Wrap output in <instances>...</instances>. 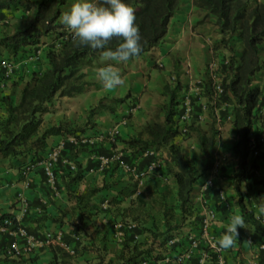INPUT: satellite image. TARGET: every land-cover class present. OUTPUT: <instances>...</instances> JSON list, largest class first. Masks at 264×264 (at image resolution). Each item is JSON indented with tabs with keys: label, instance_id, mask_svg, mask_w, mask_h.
<instances>
[{
	"label": "trees",
	"instance_id": "16d2710c",
	"mask_svg": "<svg viewBox=\"0 0 264 264\" xmlns=\"http://www.w3.org/2000/svg\"><path fill=\"white\" fill-rule=\"evenodd\" d=\"M181 2L182 0H127L135 10L134 23L139 28L142 46L139 55L160 43L167 32L170 18ZM71 3L72 0H0V16L9 13H14L15 16L10 29L0 33V58L5 57L15 63L24 62L39 48L42 38L47 37L42 53L30 61L34 65L30 69L26 68V64L21 66L22 74L11 79L7 93L4 92V87L10 80H2L0 75V104L4 111V116L0 117V161L7 160L10 166L19 168V173L26 166L39 167L42 172L39 163L47 151V137L65 134L66 137L72 136L75 141L64 140L60 160L56 164V168L61 171L57 181L64 179L68 198L80 207L85 206L92 195L105 187H93L85 193H80L75 188L84 178L86 170L99 167L96 156L103 153H97L98 149L92 148L93 144L80 141L83 136H78L76 130L62 123L41 127L42 116L52 111L54 98L72 96L89 84L84 68L92 66L103 51L78 44L71 31H67L66 26L60 22ZM193 4L205 18L213 17L218 37L211 44L212 54L219 50L225 51V55L217 57L223 74V92L212 99L211 81L204 79L205 92L202 95L207 98L208 118L205 122L197 121V114L201 113V102H198V96H194L193 116L187 131L182 133L175 125V120L180 112L183 84L176 77L162 85L161 92L165 100L155 110L151 120L144 123L134 135L127 138L118 135L112 137L123 143L124 154L122 152L121 159L128 166L137 163L139 170L165 151L164 164L153 173L164 178L171 176L176 188L177 212L168 204L163 191L137 190V181L130 186H121L117 190L120 198L116 196L110 199L117 203L130 197L128 206L117 208L119 221L123 224L133 223L130 227L122 228L124 242L117 255L121 264H138L141 260L145 264H159L164 261L165 256L170 258L166 263L172 264L171 259L189 249L190 231L200 239L201 216L193 207L192 194L214 166L212 158L220 134L217 123L222 121L221 117L224 120L228 113L232 115L230 123L236 135L231 146L236 164L228 173L219 168V176L234 191V197L233 202H230L226 195L227 205L216 202L212 204L213 209L218 218L225 220L228 218L227 212L234 205L237 214L244 219V225L237 226L236 239L230 247L236 246L235 256L243 248L246 236L250 240H246L247 242L260 247L264 245V211L261 210L264 208V168L261 170L259 163L260 159H264V147L262 152L252 155L250 143L255 138L260 145L261 138H264V111L260 112L261 106H264V86L252 83L254 76L264 71V0H193ZM119 42V37H112L105 47L115 48ZM19 79L22 85L14 98L11 87L17 85ZM128 96L126 93L110 102L106 98H100L88 112L94 113L96 109L113 112L115 105L123 103ZM224 104H229L230 108L222 115L221 106ZM133 105L135 106L134 102L131 107ZM187 137L194 138L204 159L195 160L184 150L179 140ZM89 147L91 152L94 150L93 156L91 161L88 160L82 166L77 157L90 150ZM126 150H129L128 154L125 153ZM64 158L73 161L74 170H69V166L62 162ZM44 186L47 185L44 183ZM155 215L159 217L161 229ZM3 218L10 219L9 229H16L21 225L11 213L0 214V221ZM184 222L188 223L189 232L181 231ZM242 229L247 230L248 234H243ZM210 230L214 232L213 227ZM144 232H149L153 237L152 242L146 246L144 242L137 240V236ZM171 239H174L172 243H168ZM74 246L75 249H82L79 237L75 239ZM154 247L159 248V251H154ZM230 248L221 249L229 251ZM50 249L53 256L49 264H72L73 255L64 247L52 244ZM209 249L206 243L204 245L199 240L190 255L178 263L183 264L185 260V264H198L200 255L195 253ZM260 249L264 258V246ZM209 254L211 264H216L217 253ZM238 263L244 264L242 261Z\"/></svg>",
	"mask_w": 264,
	"mask_h": 264
},
{
	"label": "crops",
	"instance_id": "0c3cea01",
	"mask_svg": "<svg viewBox=\"0 0 264 264\" xmlns=\"http://www.w3.org/2000/svg\"><path fill=\"white\" fill-rule=\"evenodd\" d=\"M217 37L218 33L213 23V17L205 18L204 14L200 13L194 6L193 0H182L169 20L165 36L157 46L139 56L129 58L127 61H106L100 55L95 59L92 66L84 68L86 80L89 84L83 90L74 93L72 96L54 98L51 107L52 111L44 113L42 116L41 127L44 128L62 123L68 128H74L86 120L87 111L89 108L95 106L100 98H106L110 102L113 98L123 97L125 93H128L129 96L125 101L118 104L120 107L124 106L123 110H125L127 106L131 108L134 102L136 104V111L134 110L132 115L127 117V119L125 118V114H122L120 118H117L118 124L115 126H117L116 130L119 132L118 135L122 138L136 134L144 123L153 118L155 110L160 106L159 102L165 100V96L161 92L162 85L170 81L169 77L172 73L176 72L179 74V80L183 84L182 92H187L189 84L195 78L201 77L204 79L206 76V63L210 58L216 56L221 58L222 55H225L224 50H219L212 54L211 44ZM45 39L43 37L41 40L42 43L39 45L40 54L45 48L46 43L43 42ZM105 63L112 64L118 70L124 81L122 84L112 89L103 87L96 72L98 67L103 66ZM17 64L24 65L27 63L20 62ZM263 72H259L254 76L253 84L264 86ZM11 79L13 80V77ZM21 85L22 81H19L16 89L15 87H11L12 92H14V98H16ZM9 88L10 86L7 85V89ZM197 96L199 97L198 101L206 105L207 98L205 96L201 97V94H196ZM159 97L164 100L158 101ZM2 108L3 106L0 104V117L4 116ZM229 108V104L222 105V115ZM107 112L104 109H96V113L91 118L96 123L94 128L96 130L86 129L76 132L80 136L85 137L88 145L93 144L94 146L92 145V148L97 147V153L110 154L114 151H120V145L122 143L119 140L112 139L114 136H104L103 134V131L107 130L103 128L101 123H104V120H106ZM115 112L116 110L111 113ZM111 117L113 116L111 115ZM221 119L224 122L222 117ZM226 124L230 126V129H233L230 122L221 123L219 121L217 123L220 134L216 143V153H219L222 157L227 156L225 161L226 159L230 161L229 165L231 168L223 166L222 171L228 173L236 164V158L231 154V148L228 150L229 152H227V149L232 146L236 138L233 139L230 145H227L223 131L226 128ZM68 137L70 136L66 137V134L50 135L46 139V148L48 149L60 140H68ZM93 153L94 150L92 152L91 149L86 150L77 159H79L82 166H85L87 161L93 156ZM160 154L162 157H165V151H162ZM214 156H217V154ZM259 161H261L259 163L262 170L264 168V159H260ZM137 167L138 164L136 163L135 165L133 164V168L131 169L91 168L86 170L84 178L75 185L78 192L85 193L93 187H102L104 185L105 187L92 195L85 206L79 207L74 200L68 198L64 179L62 180L61 178L53 189L44 186V178L39 167L32 166L26 176H24L19 173V168L17 167H12L9 164L0 166V214H13L21 225L26 226V229L38 238H43L46 232H59L61 239L55 241L53 244L62 246L60 244L61 242L68 246V248H74L73 250L75 252L72 256V264H121V260L118 259L117 255L124 242V236L123 234H118L113 224L120 219L117 208L128 206L130 197H125L117 203L112 202L110 199L117 196L118 188L123 185L130 186V184L137 181V190L157 189L164 192L162 188L164 187L165 181H167L171 184V195L174 197V201L176 198V188L171 176L169 178H163L158 174L151 173L145 176L148 179L143 182L146 179L145 177L138 179L135 176L134 170H139ZM124 173L128 174L130 178L127 182L121 183L118 175L122 176ZM220 174L219 171L215 187L209 188L208 190L220 187L225 190L230 202H233L234 191L228 187L225 179L219 176ZM24 179H28L29 182L26 188L23 187ZM155 184L163 185L155 186ZM106 185L109 186L106 187ZM20 190L23 191L28 200V209L24 213L20 211L21 203L17 198V192ZM208 190L200 194L198 187H196L192 194L193 207L197 209L200 216L205 208L213 209L212 204L218 202V190L216 192H210ZM117 198L120 197L117 196ZM230 209L234 211V214L238 213L234 205ZM217 216L216 219L218 222L214 220L215 222L211 226L214 232L209 230V235L215 242L221 233L225 231V225L231 217V214L227 212L228 218L225 220ZM186 232H189V230ZM190 235L194 236V233L190 231ZM78 237L80 245L82 246L81 250L75 249L76 247L74 246L75 239ZM12 238L13 236L8 233L1 235L0 264H13V259L2 253ZM152 239L153 237L149 232H144L137 236V240L144 242V246L149 245ZM199 240L204 245L207 243V240L201 237ZM246 240H249L248 236H246L245 241L242 243L243 248L240 250L238 256H235L236 246L230 248L229 251H223L226 264H239L238 262L240 261L244 264H264V258L260 249L262 246L260 247L255 243L249 246ZM154 251H159V248L154 247ZM204 252L209 254L212 251L211 248L202 253L197 251L195 255L201 256ZM52 256L53 252L50 246L36 248L27 263L29 264L30 261L33 264H49ZM166 262L168 261L164 260L159 262V264H168ZM171 263L179 264L175 259H171ZM185 263L186 261L184 260L183 264ZM203 264H211L210 254L209 258L206 257Z\"/></svg>",
	"mask_w": 264,
	"mask_h": 264
},
{
	"label": "built area",
	"instance_id": "2783aa9c",
	"mask_svg": "<svg viewBox=\"0 0 264 264\" xmlns=\"http://www.w3.org/2000/svg\"><path fill=\"white\" fill-rule=\"evenodd\" d=\"M10 23V18L8 15L0 16V25H7ZM67 31H71L66 27ZM40 49H36L32 55L27 57L24 62L31 61L36 59L40 55ZM17 67L16 63L13 62L10 59H7L5 57L0 58V75L2 76V80H9L12 77V74ZM206 72L208 75V81H211V98L214 99L216 97H219L221 93L223 92V86H222V79L223 74L220 72V66L219 61L217 58L212 57L210 60L206 63ZM264 74V72H263ZM175 75H170L171 80H175ZM170 80V81H171ZM204 79L201 77L195 78L190 84L187 92H184L182 94L181 102H180V112L176 116L175 125L177 128L182 132L185 133L187 131V126L190 124L191 117L193 116V102H192V96H196V94H201V97L203 96L205 92V86L203 84ZM136 105L130 108V111L135 110ZM206 110V105L201 102V113L198 112L197 114V121L202 122L204 120V112ZM264 111V106H261L260 112L262 113ZM232 115L226 114L225 120L228 122L231 121ZM109 135L113 136L115 133H117L116 129H112V131L108 132ZM70 141H75V139L70 136L68 137ZM80 141L85 142V137H81ZM251 154L255 155L257 153H260V149L262 146H264V138H261V144L259 145L257 140L255 138L251 139ZM64 147V140H60L50 146L46 154L44 155L43 159L40 161V166L42 167L43 172V178L44 183L50 187L55 188L57 185V180L59 178L60 174V168H56L57 162L60 160V154ZM152 152V151H150ZM122 153L120 151H114L110 154H100L96 156V160L99 162V168L103 169L104 167H108L109 165L113 164L114 162L118 163L120 166L126 169H131L130 166H128L127 163H125L121 159ZM62 162L66 163L69 166V170H74L75 164L71 160L63 159ZM163 163V160L161 158H155L151 160L143 169L141 170H134L135 176L138 179L144 178L146 175L153 173L158 167H161ZM217 164L213 166L212 169H210L207 174L205 175L203 181L201 184H199L198 192L200 194H203L207 189L215 187L216 178H218L219 168H216ZM29 166H26V168H23L21 170V174L26 176L27 172L29 171ZM29 182L28 179H24V185L23 187L26 188L28 186ZM217 193V201L222 205L226 204V192L222 188H218ZM17 198L21 203L20 211L21 213H24L28 209V200L25 197L22 190L17 192ZM16 219V217H15ZM17 220V219H16ZM218 222L216 219V211L212 208H205L203 213L201 214L200 219V226H201V238L207 240V245L211 248V251L214 253H217L216 256V264H226V261L223 257V250L218 247L217 243L212 239V237L209 235V230L213 224V222ZM18 222V221H17ZM10 224V219L3 218L2 221H0V238L3 233H8L9 235H12L13 238L10 240L9 244L4 248L2 253L5 256H8L13 259V264H28V259L32 256L34 253V250L36 248L44 247V246H50L55 241H59L61 239V235L59 232H46L43 238H38L35 236V234L29 232L25 226L18 225L16 229H9L8 225ZM130 225H133V223L129 222L127 224H123L121 221H117L113 224V227L118 232V234H123L122 228L130 227ZM174 239H171L168 241V243H172ZM199 243V240L195 236H189V249H187L182 254H179L175 260L176 262H180L182 259H185L187 256L190 255L191 250L197 247ZM62 247H64L70 254H74V250L71 248H68L65 244H62ZM264 245H262L263 247ZM206 257L209 258V254L204 252L201 254L199 258L198 264H203V262L206 260ZM165 261L169 260L168 256H165ZM12 264V263H11ZM29 264H33L30 263ZM138 264H145L144 260H141Z\"/></svg>",
	"mask_w": 264,
	"mask_h": 264
},
{
	"label": "clouds",
	"instance_id": "9594fccd",
	"mask_svg": "<svg viewBox=\"0 0 264 264\" xmlns=\"http://www.w3.org/2000/svg\"><path fill=\"white\" fill-rule=\"evenodd\" d=\"M134 21L135 10L127 0H72L60 22L71 30L78 44L103 49L102 56L106 61H127L139 55L142 47L139 28ZM112 37H119L120 42L115 48H106ZM96 75L106 89L124 82L110 63L98 67ZM243 225L242 215L233 214L225 225V231L217 238L218 247L230 248L236 239L237 226Z\"/></svg>",
	"mask_w": 264,
	"mask_h": 264
},
{
	"label": "rangeland",
	"instance_id": "374dc122",
	"mask_svg": "<svg viewBox=\"0 0 264 264\" xmlns=\"http://www.w3.org/2000/svg\"><path fill=\"white\" fill-rule=\"evenodd\" d=\"M14 13H9V14H6V15H8L9 16V18H10V23H8V25H0V31H2V30H5V29H10V24L14 21V18H15V16L13 15ZM17 14V13H16ZM46 39H45V41H43V42H46L47 41V37H45ZM42 43V42H41ZM40 43V44H41ZM5 54V53H4ZM3 54V55H4ZM2 55H0V57H1ZM215 58H217V56L215 57ZM218 59V58H217ZM210 60V59H209ZM208 60V61H209ZM27 64H26V68H28V69H30L33 65H34V63L33 64H31V62L30 61H27L26 62ZM21 66L22 65H17V67L15 68V71L13 72V74H12V77H16V75H19V74H22V72H23V70H22V68H21ZM172 74H174L175 75V77H177L178 79H179V74H177L176 72H174V73H172ZM208 78V75H207V72H206V76L204 77V79H207ZM169 80H171L170 79V77H169ZM19 81H20V79H19ZM172 81V80H171ZM171 81H169V82H171ZM13 82V81H12ZM10 81L5 85V87H4V92L5 93H7V92H9V89H7V85L8 86H10ZM16 86L17 85H15L14 87H15V89H16ZM184 92H182V94H183ZM13 94H14V92H13ZM126 94V93H125ZM124 94V95H125ZM182 98V97H181ZM160 100H164V99H162L161 97H159L158 98V101H160ZM198 102H200V101H198ZM159 104L161 105L162 104V102L160 101L159 102ZM136 105V104H135ZM134 106V105H133ZM132 106V107H133ZM124 109V106L123 107H120V105L119 104H117L116 105V112L115 113H111V112H107V118H106V120H104V123H101L102 124V126H103V128H105L107 131H103V134H104V136H109V131H112V129L115 127V129L117 128V126H115V125H117L118 124V120H117V118H120L121 116H122V114H125V116H126V114H130V115H132V112L134 111V110H132V111H130V106H127V107H125V110H123ZM136 111V110H135ZM125 112V113H124ZM96 112H94V113H89L88 111H87V116H86V120L82 123V124H80V125H78V126H76V127H74V128H72V127H69L70 129H73V130H76L77 132L78 131H84V130H86V129H93V130H96V129H94L95 128V126H96V123L95 122H93L92 120H91V118L93 117V115L95 114ZM111 115L113 116V117H111ZM204 120H203V122H205V120L208 118V115H207V113H206V110H205V112H204ZM127 117H129V116H126L125 118L127 119ZM113 120H115V121H113ZM123 120H124V118H123ZM224 122L225 123H229L227 120H225L224 119ZM223 121H221V123H224ZM126 123V122H125ZM141 126V125H140ZM223 131H224V138L227 140V145H230L231 143H232V141H233V139L234 138H236V135H235V132H234V129H230V126L228 125V124H226V128L225 129H223ZM91 132V131H90ZM93 133V132H92ZM118 131H117V133H115V135H113V136H117L118 135ZM137 133V132H136ZM77 134V133H76ZM78 136H80L79 134H78ZM119 136V135H118ZM179 142H180V144H181V146L184 148V150L186 151V152H188V154H190V156H192L195 160L196 159H198V158H201V159H204V157H203V155L200 153V151H199V149H198V146H197V143L194 141V138H192V137H187V138H184V139H180L179 140ZM121 147H120V152L122 153L123 152V143H121V145H120ZM217 146V145H216ZM263 147L264 146H262L261 147V149L259 150L260 152H262V150H263ZM230 148H231V146L227 149V152H229L228 150H230ZM128 152H129V150H126V154H128ZM123 154H124V152H123ZM217 154V156H214L213 158H212V160H213V165H215V164H217L215 167L216 168H223V166H227L226 168H231L230 167V165H229V163H230V161H228V159H226V161H225V158L227 157V156H224V157H222V155H219V153H216L215 152V155ZM230 154V153H229ZM227 155V154H226ZM228 156H230V155H228ZM161 157V159L163 160V163H162V165L164 164V157H162L161 156V154L160 155H158V158H160ZM259 162H261V161H259ZM264 162V161H263ZM9 162L7 161V160H4V161H0V166H4V165H6V164H8ZM231 165H232V163H231ZM133 168V165L132 166H130V168ZM263 167H264V164H263ZM99 168V167H98ZM104 168H123L122 166H120L118 163H116V162H114L113 164H111V166H108V167H104ZM163 168V167H162ZM119 177H120V181H121V183H123V182H127V180H129V178H130V176L128 175V174H126V173H124L122 176H120V175H118ZM170 176H168V177H166V178H169ZM146 178V177H145ZM164 178V177H163ZM147 179L148 178H146V179H144V181L143 182H145V181H147ZM116 180H118V179H116ZM163 184H155V186H162ZM171 184L169 183V182H167V181H165V183H164V187L162 188L163 190H164V192H165V194H166V200H167V202H168V204H170L171 206H172V208H173V211L174 212H177V206H176V202L174 201V197L171 195ZM225 191V190H224ZM230 208H232V206L230 207ZM153 213H156V210H153L152 211ZM157 214V213H156ZM230 214H231V216H232V214H234V211H230ZM263 217H264V215H263ZM155 219H158L159 220V217H158V215H155ZM229 220V219H228ZM157 223H159L160 225H159V229H161L162 228V225H161V222H160V220H159V222L157 221ZM188 223L187 222H184V224H183V226H182V228H181V231L183 230V232H186L187 230H188V228H189V225H187ZM244 228V227H243ZM242 232H243V234H247L248 233V231L246 230L245 231V229H242ZM249 241V240H248ZM247 244L250 246L252 243H249V242H247Z\"/></svg>",
	"mask_w": 264,
	"mask_h": 264
}]
</instances>
